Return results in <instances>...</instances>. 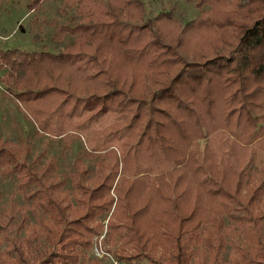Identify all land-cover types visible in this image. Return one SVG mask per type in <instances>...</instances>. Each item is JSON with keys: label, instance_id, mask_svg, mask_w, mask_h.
<instances>
[{"label": "trees", "instance_id": "16d2710c", "mask_svg": "<svg viewBox=\"0 0 264 264\" xmlns=\"http://www.w3.org/2000/svg\"><path fill=\"white\" fill-rule=\"evenodd\" d=\"M30 1L32 10L53 0ZM60 1L80 23L57 27L52 39L70 36V45L55 55L0 51L1 91L37 135L65 145L81 138L88 151L66 172L69 197L50 178L52 160L38 174L0 141V171L41 215L18 221L25 235L12 238L19 210L5 208L0 264H77L104 214L106 240L134 254H116L120 262L220 264L227 219L246 239L230 264H264V0H189L200 16L182 29L170 12L142 24L140 0ZM161 22L178 34L167 36ZM174 63L176 75L157 82ZM78 85L107 90L78 97ZM107 115L112 135L91 129Z\"/></svg>", "mask_w": 264, "mask_h": 264}, {"label": "rangeland", "instance_id": "374dc122", "mask_svg": "<svg viewBox=\"0 0 264 264\" xmlns=\"http://www.w3.org/2000/svg\"><path fill=\"white\" fill-rule=\"evenodd\" d=\"M140 1L144 4L145 9V17L142 24L147 20L153 21L161 12H170L176 26L182 29L189 21L196 20L200 16V11L189 0ZM30 4V0H0V51L11 49H17L25 53L45 51L54 55L63 52L64 48L70 45L73 38L64 36L60 41H54L52 36L55 35L57 27L61 25L69 27L80 23V21L74 17L71 9L66 8L60 0L44 2L38 9L32 10L29 7ZM204 9L208 8L204 7ZM161 25L163 26L161 30L167 33V36L171 37L174 34H178V29L175 26L173 27L167 22H161L159 26ZM191 50L195 51V48L194 50L191 48ZM180 54H183L182 49H180ZM187 55L186 61L189 62L191 55ZM179 68L181 67L176 63H174V66L170 64L162 66L161 69H163L162 71L165 74L156 81L160 82L162 78H166L169 81L176 75ZM97 76L93 77V81H99L100 75ZM91 85L96 87V83H91ZM2 86L0 83V141L9 144L11 148H15L16 155L18 156L17 160L27 164L28 167L38 174H41L47 166V162L52 160L55 171L50 175V178L53 179L54 183L61 184V189L70 197L69 179L66 177V172L71 162L74 159L80 158L87 150L83 140L81 138H74L70 144L65 145L61 137L50 138L46 135H37L32 120L25 116L20 106L15 103L11 96L2 93ZM58 86L64 88L63 85ZM75 87L77 89L73 92L78 97H85L90 93L97 92V89L94 91L90 88V85H78ZM145 87L151 90L158 88V86L151 87L150 85H146ZM126 88L128 87L126 86ZM74 89L68 90L72 91ZM106 90L103 88L97 93L100 94ZM113 122V117L107 115L102 119H96L90 127L91 129L102 130L103 135H112L109 132L110 130H104V128L109 125L111 126ZM262 126L264 127V121ZM198 143H200L202 149L204 142L199 141ZM20 144H24L25 148H20ZM81 162L83 168L91 176L90 172L93 171V162L87 159ZM16 183L17 180L14 179L12 173L8 174L0 171V214L6 210L5 208L10 203H12L15 209L19 210L16 215V221H14V225L10 229L9 236L22 239L25 235V229L17 226L18 221H23L24 224H31L35 220L40 219L41 215L36 208L23 200L21 194L15 189ZM108 216L109 214H104L97 217L96 221L102 228H97V233L91 237L89 249L85 251L80 250L81 260L77 264H107L108 256L115 259L116 254L126 258H131L134 255L131 251H118L117 249L120 244H112L106 240L105 225ZM96 224L95 222L89 224V229L96 228ZM230 225L231 223L225 219L224 228L222 229L225 249L218 258L220 264H230L236 261L238 259V249L246 245L244 231ZM8 249V244L0 238V254ZM51 250L58 255V247H54ZM200 255L206 257L207 252L202 250ZM167 259H169V256L167 258L163 256L161 263L165 264ZM121 263L150 264L146 258H139L137 261L133 260L128 263L122 261ZM159 263L160 260L155 262V264Z\"/></svg>", "mask_w": 264, "mask_h": 264}, {"label": "built area", "instance_id": "2783aa9c", "mask_svg": "<svg viewBox=\"0 0 264 264\" xmlns=\"http://www.w3.org/2000/svg\"><path fill=\"white\" fill-rule=\"evenodd\" d=\"M107 264H123V263H121V262L115 260L114 258L108 256V262H107Z\"/></svg>", "mask_w": 264, "mask_h": 264}]
</instances>
